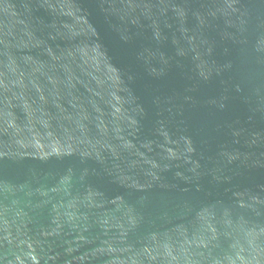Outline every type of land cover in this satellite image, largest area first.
<instances>
[{
	"label": "water",
	"instance_id": "1",
	"mask_svg": "<svg viewBox=\"0 0 264 264\" xmlns=\"http://www.w3.org/2000/svg\"><path fill=\"white\" fill-rule=\"evenodd\" d=\"M0 264H264V0H0Z\"/></svg>",
	"mask_w": 264,
	"mask_h": 264
}]
</instances>
